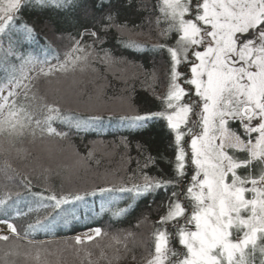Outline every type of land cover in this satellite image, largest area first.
I'll return each mask as SVG.
<instances>
[{
  "label": "snow or ice",
  "instance_id": "snow-or-ice-1",
  "mask_svg": "<svg viewBox=\"0 0 264 264\" xmlns=\"http://www.w3.org/2000/svg\"><path fill=\"white\" fill-rule=\"evenodd\" d=\"M69 3L70 0H0V46L8 44L5 59L17 55L16 48L22 41L36 36L35 26L24 19L30 5L65 8ZM162 5L160 12L167 27L160 35L174 34L175 39L174 45L162 42L152 46L166 51L169 58L164 81L167 91L158 97L162 110L121 119L131 120L137 127L155 118L167 122L175 134L174 159L162 154L160 159L174 165L172 175L156 179L143 173V185L134 184L132 188L102 187L83 195L52 193L46 199L54 209L67 211L63 205L95 195L96 191L118 190L139 196L171 186L166 212L152 236L153 252L147 264H264V0H162ZM92 9L105 11L97 18ZM92 9L85 11L86 22L80 25L83 31L78 33L79 39L73 38V47L64 61L58 66L48 65L47 70L41 67L40 74L50 75L86 64L92 56L88 49L102 44L103 37L113 29L120 33L117 42L123 46L148 47L123 39L131 30L118 23V5L114 0H99ZM86 37L93 39L91 45L82 44ZM101 51L103 56L97 54L100 62L112 63L111 53ZM18 58L24 64L35 62L31 56ZM181 65L188 69V74ZM32 79L22 72L20 78L13 76L7 85L0 87V136L35 137L37 132L66 136L67 133L58 132L52 125L57 120L71 123V118L62 113L58 103H48L44 98L34 107L37 96L32 92ZM5 88L7 95H3ZM233 123L238 130L232 127ZM148 163L155 165L156 158L149 155L145 167ZM188 166L193 173L190 180ZM10 168L11 165H6V169ZM185 180H188L186 188ZM30 184L27 181L24 186L28 188ZM9 199L10 194L0 199L4 215L10 207ZM129 208L131 205L113 215H124ZM0 224L7 227L6 234L0 232V241L22 239L15 224L6 219H0ZM35 230L36 225L28 226V231ZM27 235L25 232L24 238ZM108 235L101 227L77 235L74 238L77 254L84 250L85 256L91 257L93 253L88 246ZM27 244L32 247L25 251L19 244H10L0 256V264H15L8 257H28L33 253L37 264H46L41 261L46 250L31 240ZM123 247L129 251L127 244ZM99 259L111 264V260H119L121 256L117 250L110 260L101 251ZM87 264L93 261L89 259Z\"/></svg>",
  "mask_w": 264,
  "mask_h": 264
},
{
  "label": "trees",
  "instance_id": "trees-1",
  "mask_svg": "<svg viewBox=\"0 0 264 264\" xmlns=\"http://www.w3.org/2000/svg\"><path fill=\"white\" fill-rule=\"evenodd\" d=\"M98 2L70 0L65 8L30 5L24 19L35 26V38L22 41L16 48L17 55L7 59L4 51L7 42L0 46V87L7 85L13 76L20 78L22 72L27 73L34 78L31 88L37 100L33 101V106L38 107L42 103L40 98H44L48 103H58L62 113L71 118V123L53 122L58 132L67 133L64 137L46 132L14 139L0 136V199L11 195L7 215L0 211V219L15 224L22 237L0 241V256L12 243L19 244L22 251L27 250L32 247L27 244L31 240L35 246L46 250L41 255V261L46 264H86L91 258H86L84 250L77 254L74 238L89 228L101 227L109 235L88 246L92 253L98 245L123 247L127 244L128 249L141 251V257L151 258L152 236L166 212L171 186L139 196L118 190L96 191L95 195L63 205L67 211L54 209L50 206L52 202L46 199L52 193L83 195L102 187L132 188L134 184L143 185V173L156 179L172 175L174 165L160 159L161 154L174 159L175 134L167 127V122L155 118L137 127L131 120L121 119L162 110L158 97H163L167 91L164 81L169 58L166 51L152 46L162 42L174 45L175 39L174 34L160 35L167 27L160 12L161 0H114L118 5V23L126 24L131 30L123 39L148 47L123 46L117 42L120 33L113 29L103 37L102 44L96 43L88 49L92 56L86 64L50 75L39 73L41 67L47 70L48 65L58 66L64 61L65 54L73 47V38L79 39L78 33L83 31L80 25L86 22L85 11ZM92 10L97 18L105 11ZM135 35L151 41L135 39ZM92 43V38L82 41V44ZM101 49L111 53L112 63L100 62L97 54L103 56ZM29 56L34 58L33 64H24V60L18 58ZM45 60L48 64L42 63ZM181 69L188 74L183 65ZM7 91L5 88L4 95ZM20 99L22 101V97ZM82 110L100 113L89 115L79 112ZM95 116L101 119H90ZM232 127L237 129L235 123ZM185 139L190 140L187 136ZM185 148L190 154L187 144ZM149 155L156 158V163L145 167ZM6 165L11 168L6 169ZM188 168L190 180L193 173L191 166ZM188 180L184 181L185 188ZM27 181L31 182L28 188L24 186ZM129 205L131 208L126 214L113 215ZM30 224L36 225L35 231H28ZM25 232H28L26 238ZM127 233L132 235L127 236ZM33 256L8 259L15 264H37Z\"/></svg>",
  "mask_w": 264,
  "mask_h": 264
},
{
  "label": "rangeland",
  "instance_id": "rangeland-1",
  "mask_svg": "<svg viewBox=\"0 0 264 264\" xmlns=\"http://www.w3.org/2000/svg\"><path fill=\"white\" fill-rule=\"evenodd\" d=\"M161 2H162V0H161ZM133 37L135 39L142 40V41H147V42L151 41L150 38H143L139 35H135ZM3 95H4V92H3ZM79 112L84 113V114H89V115H94L96 113H100V112L95 111V110H91V111L82 110ZM188 144H190V140L188 141ZM188 144H187V146H188ZM189 150H190V148H189ZM0 232H4L5 234L7 233V227L5 224H0ZM86 232H83L79 235H83ZM117 250H119V255L121 256V259L111 260V258L117 253ZM133 250H134L133 248H129V251H125L124 247H122V246H115V245L108 246V244L101 245V246L98 245V246H96L92 256L86 257V258H91L90 260L93 261V264H108L107 260L99 259V253L101 251H103L105 253V255L111 260V264H147L148 259L146 257L140 256L141 251L136 250V252H134ZM133 256L141 257V258L138 259L135 257V259H133ZM87 261H86V264H87Z\"/></svg>",
  "mask_w": 264,
  "mask_h": 264
}]
</instances>
